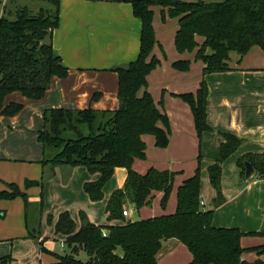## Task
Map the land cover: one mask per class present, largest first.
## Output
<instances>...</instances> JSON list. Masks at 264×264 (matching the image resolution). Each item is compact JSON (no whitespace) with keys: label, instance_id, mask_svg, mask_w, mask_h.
Returning <instances> with one entry per match:
<instances>
[{"label":"trees","instance_id":"16d2710c","mask_svg":"<svg viewBox=\"0 0 264 264\" xmlns=\"http://www.w3.org/2000/svg\"><path fill=\"white\" fill-rule=\"evenodd\" d=\"M36 1V0H31ZM45 5L31 8L28 3L10 0L0 5V115L14 116L22 103H4L5 97L18 92L32 100H40L50 87L53 77L64 78L68 69L52 47V32L59 22L60 0H37ZM120 1V0H118ZM131 3L132 13L141 22L138 55L123 65L112 67L117 74L118 107L114 110L47 108L43 111L42 128L37 133L43 158L40 163L52 169L60 165L83 166L93 174L94 181L83 183V190L91 201L103 198V186L116 167L127 170L122 187L112 191L105 212L108 221L121 220L114 225H97L80 211L76 223L67 211L59 213L54 233L64 236L69 252L54 253L51 264H158L156 256L163 241L176 239L186 246L192 258L188 264H264L260 258L246 261L241 258L247 249L240 244L245 234L238 228L212 225L214 208L224 198L220 178L223 161L232 154L242 140L230 133H220L217 158L207 166L210 185L214 189L212 209L200 204V162L193 175L177 187L176 207L171 214L131 220L122 215L123 203L128 199L136 210L150 203L153 192H162L164 206L172 189L176 172L150 167L144 174L132 168L135 158H144L142 136L151 134L156 147L168 145L170 126L162 111L147 90V76L159 64L152 54L156 43L152 24V6L167 8L165 16L177 18L174 45L178 52L195 50L194 59L203 63V76L230 70L229 54L242 57L252 46L264 50V0H124ZM10 3V4H9ZM197 37L202 39L198 42ZM171 66L187 71L190 61L180 59ZM143 89L139 95L138 92ZM208 87L202 78L194 93L176 94L186 102L193 116L198 141L211 132L206 121ZM99 96L92 95V100ZM48 153H50L48 155ZM244 160H248L258 177L264 176V153L249 155L237 161L244 174ZM48 175L40 180L25 182V188L36 185L41 189ZM9 191H0V198L21 197L27 213L28 195L14 183ZM27 226V224H26ZM29 237L36 235L28 230ZM257 255L264 254V243L249 248ZM41 250L44 247L41 246ZM84 252L86 259L79 258ZM2 260V259H0Z\"/></svg>","mask_w":264,"mask_h":264},{"label":"crops","instance_id":"0c3cea01","mask_svg":"<svg viewBox=\"0 0 264 264\" xmlns=\"http://www.w3.org/2000/svg\"><path fill=\"white\" fill-rule=\"evenodd\" d=\"M0 1L2 6L10 0ZM153 7L152 24L158 47L154 44L152 54L158 55L160 62L147 76V90L157 106L167 114L170 135L168 145L164 148L154 145L153 135L142 136L146 146L145 165H152L158 170L182 172L186 162L196 161L200 154V201L203 209H212L215 192L209 182L210 187L207 184V166L218 156L219 143L223 140L220 133L235 135L242 143L221 165L220 185L224 201L214 208L211 223L215 227L238 228L243 233L264 232V176L258 177L253 168L252 174L246 178L237 164L244 156L264 153V50L252 46L242 57L231 52L228 60L230 70L203 76V63L194 59L195 52L187 54V51L178 52L175 48L177 18L170 17L174 20L160 23ZM161 9V12H166L167 8ZM140 29L141 22L133 15L128 1L60 0L59 22L52 32L51 42L68 69L67 75L64 78L53 77L49 89L40 100L25 98L18 92L8 94L4 99L5 104L18 102L23 104V108L14 116L0 115V177L18 183L28 194L29 205L25 213L24 203L19 196L0 202L6 210L14 206L18 226L23 225L21 235H26L28 230L36 235L11 240L9 256L7 259L0 258V264H41L39 242L42 241L44 247L45 240L54 237L64 240L61 234L46 235L41 229L42 218L49 212L54 222L58 213L67 209L78 223L77 212L81 209L97 225L102 222L103 225L121 223L118 219L108 221L104 208L110 193L123 186L126 168L116 167L112 177L103 186V198L91 201L82 185L86 181L96 180L98 173L91 174L83 166L60 165L53 169L48 165L43 166L40 163L43 151L40 142L36 143V136L42 128L43 111L47 108L114 110L118 107L117 74L111 68L136 58L140 47ZM197 40L199 43L202 41L200 37ZM165 45L171 53L167 59L162 57L161 60L159 46ZM180 59L190 61L187 71L176 70L171 66ZM202 78L208 87L206 121L212 131L205 132L199 142L191 109L176 94L194 93ZM142 92L143 89L138 94ZM94 93L99 96L92 100ZM160 99L162 105H159ZM143 167L141 161L135 158L132 168L141 173ZM193 167L190 164L178 182L190 176ZM42 171L48 175L42 194H39V186L24 188V180L39 179ZM174 181L175 176L172 189ZM156 195L161 198L162 192H153L149 204ZM126 205L132 209L128 208L129 216L125 218L133 220L131 212L139 213L141 208L136 210L128 199L124 201L123 207ZM28 211L37 218L36 225L31 228L28 225ZM36 229L41 231V235ZM263 243V235L245 234L240 239L243 248ZM1 244L5 243L0 241V250L5 253ZM177 251H180V259ZM191 258L186 246L173 238L163 241L156 256L158 264H188ZM241 258L249 262L257 258L264 261V254L244 251Z\"/></svg>","mask_w":264,"mask_h":264},{"label":"rangeland","instance_id":"374dc122","mask_svg":"<svg viewBox=\"0 0 264 264\" xmlns=\"http://www.w3.org/2000/svg\"><path fill=\"white\" fill-rule=\"evenodd\" d=\"M23 1L28 3L31 8H36L37 4L40 5V6L41 5H45L44 2L37 1V0L36 1L23 0ZM210 1H213V0H210ZM217 1H219V0H217ZM0 3H1V1H0ZM153 9L155 10V12H154L155 15L158 14V18H159V22L160 23H163L164 21H166L168 19L169 20H174V19H171L169 16H165L164 20L162 19L161 6H154ZM155 44L158 47L157 41H156ZM159 50H160V53H161V55H159L161 60H162V57H164V58L166 57V59H167L168 56H170L171 51H170V49H168L167 45H165L163 47L159 46ZM194 52H195L194 50L187 51V54H193ZM155 56L158 57V55H155ZM159 105H162L161 99L159 100ZM169 126H170V124H169ZM36 143H39L38 139H37V136H36ZM49 154L50 153H48V155ZM146 158H147L146 153H145L144 158H138L141 161V163L143 164V166H144L143 167V171L141 173H139V174H144L150 167H152V165H147V166L145 165ZM190 164H193V166H194L193 167L194 169H193L192 174H191V175H193L194 172H195V169L197 168V160L193 161V162H186V164L184 166L185 172L188 171V168H189ZM200 168H201V165H200ZM184 170H182V172L174 171V172H176V174H175V181H174L173 189H171L170 194H169V196L167 198V201H166L164 206H161V204H160V196L156 195L155 198L153 199V201L151 202V204L144 205V206L141 207V209L139 210V213H137L134 209H133L135 211V212L133 211L134 213H132L130 211L131 212V214H130L131 218L133 220H135L136 218L145 219V218H150V217H154V216H157V215L173 213L175 211V207H176V191H177V187L179 186L178 184L181 182V181L178 182V180H179V177H181L184 174ZM42 173H43V171L41 172L39 179H28V180L38 181V180H40V178L42 176ZM181 178H183V177H181ZM46 180H47V178L45 179V181ZM208 182H209V179H207V184H208ZM8 183L16 184L21 191L25 192L24 189L20 188V185L18 183L13 182V181H6L4 179H1V177H0V185L2 187H0V191H3V190L9 191L10 188L8 187ZM23 183H24V188H25V180L23 181ZM209 184H210V182H209ZM209 184H208V187H210ZM203 186H204V183L202 184V187ZM82 189H83V185H82ZM42 191H43V189L42 190L40 189V193L39 194H42ZM111 193H110V195H111ZM109 196H108V198H109ZM108 198H107V200H108ZM10 200L11 199L0 198V201H10ZM106 203H107V201H106ZM106 203H105V206H106ZM5 208H6L5 206H2V202H0V241L5 243V244H1L2 245L1 248L2 249L5 248V251H4L5 253H3L2 250H0V258L7 259L8 256H9L11 240H13L14 238H17V240H19V239L21 240L22 238H24V239L25 238H29V236L27 234L28 232H26V235H21L20 232L23 229V225L22 226H20V225L18 226V217L16 216L17 212H16L14 206H11V208H9L8 210H6ZM123 208L132 209L130 205H128V206L126 205ZM63 211H67L68 214L70 215V213H69V211L67 209L61 210L59 213H61ZM80 211H83V210H81V209L78 210V212H77L78 215H79ZM104 211H105V208H104ZM59 213H58V215H59ZM49 214L51 215V217H49L50 216ZM49 214H47L46 217H43L42 221H41V229L46 232L45 233L46 235H51L52 233H54V224H55V222L57 220L56 219L55 222L52 221L51 212H49ZM70 217L72 218L71 215H70ZM72 219L74 220V218H72ZM36 220H37V218L35 219V217L33 216V213L31 211H28V225L30 226V228L32 226L36 225L35 224ZM103 224H104V222H102L99 225H103ZM33 230L35 231V228H33ZM36 231L39 233L38 235H41V231L40 230L36 229ZM54 238L55 239H50V240H45L44 241V251H42V255H41V257H42L41 264H51L54 261H56V257L54 255V253L60 254V253H63V252H69V250L67 249L66 245H64V247L61 246L62 239L60 237H54ZM249 244H251V243H249ZM42 245H43V242L40 241L39 242L40 250H41V246ZM250 247H246L245 249H247V250L245 252L246 253H249V252L255 253L253 250L249 249ZM177 253H178V258L180 259V257H181L180 251H177ZM79 258L82 259V260H85L86 259L85 253L81 252L79 254ZM18 264H20V263H18Z\"/></svg>","mask_w":264,"mask_h":264},{"label":"water","instance_id":"95a60500","mask_svg":"<svg viewBox=\"0 0 264 264\" xmlns=\"http://www.w3.org/2000/svg\"><path fill=\"white\" fill-rule=\"evenodd\" d=\"M244 168H245L244 174H245V177L247 178L252 174L253 167H252L251 163L246 160V161H244Z\"/></svg>","mask_w":264,"mask_h":264},{"label":"built area","instance_id":"2783aa9c","mask_svg":"<svg viewBox=\"0 0 264 264\" xmlns=\"http://www.w3.org/2000/svg\"><path fill=\"white\" fill-rule=\"evenodd\" d=\"M200 204L202 205V201H200ZM121 212H122V215L124 217H128L129 216V211H128L127 208H123ZM64 245H65L64 240H62L61 241V246L64 247Z\"/></svg>","mask_w":264,"mask_h":264}]
</instances>
